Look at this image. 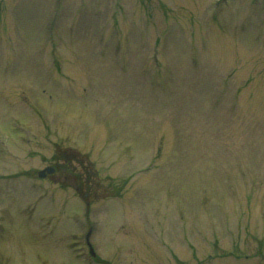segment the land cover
<instances>
[{
  "label": "rangeland",
  "instance_id": "obj_1",
  "mask_svg": "<svg viewBox=\"0 0 264 264\" xmlns=\"http://www.w3.org/2000/svg\"><path fill=\"white\" fill-rule=\"evenodd\" d=\"M0 264H264V0H0Z\"/></svg>",
  "mask_w": 264,
  "mask_h": 264
},
{
  "label": "water",
  "instance_id": "obj_2",
  "mask_svg": "<svg viewBox=\"0 0 264 264\" xmlns=\"http://www.w3.org/2000/svg\"><path fill=\"white\" fill-rule=\"evenodd\" d=\"M45 170H48V171H53V169H52V168H49V167H48V168H46V169H44V170H41L40 174H41V175H43V172H44Z\"/></svg>",
  "mask_w": 264,
  "mask_h": 264
}]
</instances>
